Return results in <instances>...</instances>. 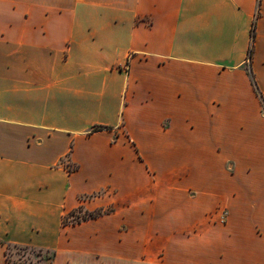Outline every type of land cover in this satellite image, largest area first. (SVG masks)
<instances>
[{"label":"crops","instance_id":"crops-1","mask_svg":"<svg viewBox=\"0 0 264 264\" xmlns=\"http://www.w3.org/2000/svg\"><path fill=\"white\" fill-rule=\"evenodd\" d=\"M0 242L264 264V0H0Z\"/></svg>","mask_w":264,"mask_h":264},{"label":"rangeland","instance_id":"rangeland-1","mask_svg":"<svg viewBox=\"0 0 264 264\" xmlns=\"http://www.w3.org/2000/svg\"><path fill=\"white\" fill-rule=\"evenodd\" d=\"M109 209V208H107ZM102 209H97L102 211H106ZM94 210L93 212H96ZM93 212H89L84 210L83 208H79L74 210L73 212H69L64 216V220L67 223L77 222L83 220V217H89V215ZM225 216V211H222L221 220ZM53 252V254H52ZM3 256L4 259L11 264H49L51 258L54 255V251L45 250L37 247H26L20 245H10L0 243V256ZM50 256V258H48Z\"/></svg>","mask_w":264,"mask_h":264},{"label":"trees","instance_id":"trees-1","mask_svg":"<svg viewBox=\"0 0 264 264\" xmlns=\"http://www.w3.org/2000/svg\"><path fill=\"white\" fill-rule=\"evenodd\" d=\"M252 35H253V29L251 30V36H252ZM250 57H251V47L249 48V50H248V52H247V57H246V59H247L248 62L250 61ZM89 212H93V211H89ZM99 214H101V212H100V210H97L96 212L91 213V214L89 215V217H83V220L88 219V218L95 217V216H97V215H99ZM62 223H63V224H67L66 220H64V217H63ZM0 243H1V242H0ZM52 254H53V252H52ZM48 258H50V256H49ZM13 264H14V263H13Z\"/></svg>","mask_w":264,"mask_h":264}]
</instances>
